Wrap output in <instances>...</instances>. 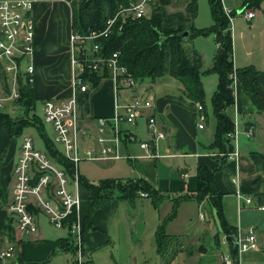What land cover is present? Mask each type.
<instances>
[{
	"label": "crops",
	"instance_id": "0c3cea01",
	"mask_svg": "<svg viewBox=\"0 0 264 264\" xmlns=\"http://www.w3.org/2000/svg\"><path fill=\"white\" fill-rule=\"evenodd\" d=\"M182 4L185 9V3ZM56 8L62 12L66 18L65 21H67V24L65 23V26H62V37L60 35L61 27L55 22L56 17L54 16L55 18L53 17V19L50 16L51 14L52 16L54 15L53 12ZM179 11L184 10L180 9ZM32 19H34L35 33L33 44L35 48L33 57L35 69L33 91L35 99L42 98L46 100L55 96L60 98L69 97L71 95V90H69L70 66L68 70L69 79L64 86L54 84L53 80H56L57 77L51 78L47 73L45 74L47 77L44 79L42 71H46L56 65L54 57H69V35L71 33L70 5L65 0H40L33 7ZM183 45L185 47V41ZM196 45H193V49L202 57L201 48H199L201 46L197 43ZM248 66H253L254 69L260 72L257 75L258 97L260 100L251 97L241 84L236 83L237 86L233 92L235 102L228 109L227 113L236 122V142L238 144L239 158L236 162L226 160V163L216 173L215 183L223 194L221 199L222 212L225 215L227 223L236 229L247 230L249 227H252L255 231L258 250L243 253L240 264H264V211H259L253 207L241 209L242 211L238 210V200L236 197L237 192L240 196L251 197L256 195V193H264V59L253 61ZM43 80L45 86L42 85ZM46 82L49 86L46 85ZM146 82L148 80L138 84L126 96L129 98L144 94L153 95L154 97L151 91L153 88L147 91ZM155 84L156 82L151 81L149 86L156 87ZM182 89V86L178 87L177 94L179 96L176 97V101L173 99V102L169 103L166 97L163 100L164 102H159L158 105L156 104V107L153 106L152 109L144 111L145 115H153L156 118L158 128L163 130L166 135L164 140L157 143V152L160 157L151 160L142 158L125 159L131 164L136 163L135 168L137 169V174H139L136 178H144L153 188L168 195L193 192L196 189L197 165L211 167L217 160L215 149L210 150L208 147L205 153L201 152L200 147L203 146L199 141L197 142L198 130H205V127L201 129L197 128L196 103L194 104L188 100L184 96ZM116 99H118V96L116 97L113 80L109 77L102 79L88 95V116L92 119H97V117L109 118L115 112ZM203 112H206L205 106ZM137 125L136 123L135 128ZM124 129H128L135 136L137 142L149 140V134L144 126L143 129L139 128L137 132L128 127H124ZM249 131L251 135L248 134ZM213 136L214 134L211 133L209 139L210 145ZM203 137L208 141L206 136ZM231 142L234 146V142ZM2 146L0 149V244L3 245L7 241L12 240L17 241L18 248L14 258L16 264H35L36 262H41V260H47L46 264H72L71 252L69 253L62 248V241L68 238L66 229H56L62 231L61 233L59 231L55 233L50 232V227L52 226L43 214H36L38 229L35 233L24 236L16 231V221L10 215L8 205L11 200L10 191L13 184L12 170L14 162L18 157L19 149L13 144L8 147L6 153V150H4L5 144L4 147ZM127 146L126 153L130 154V156L137 157L143 153L135 143L128 144ZM161 148L163 149L160 151ZM172 149L181 150L182 154H177L176 150L173 152ZM183 154L196 159L194 174L191 175L189 167L186 166L177 170V173L174 171L166 173L164 167L162 170L158 168L157 161L160 158H182ZM105 178L120 177L107 176L101 179ZM87 179L89 180V178ZM170 197L167 199L168 201ZM112 202L113 200L105 205L104 209H98L91 217L90 225L96 230L90 231L84 241V248L87 251L85 252V256L90 262L94 264H110L109 261L114 262V264H222L221 256L227 251V248L220 244V242L226 235L220 229L216 210L210 201L205 200L202 203H198V206H203L206 202H209L214 210L212 212H214L217 219L214 217L206 219L200 213L201 223L197 227V236H182L173 229L170 230V233L167 232L169 236L177 237V246L171 245L168 247L164 256L160 255L156 246V230L163 221L164 216L160 215V213L158 216H155L153 223L148 226L146 231L140 230L141 227L145 226V222L142 220L144 225L138 227V234L141 233L140 236L147 235L145 238L148 239V242L154 239V247L151 252L153 258L151 259L147 257L144 238L141 237V239L133 240L132 234L134 232H132L131 228L130 233L128 232V228L125 229L126 238L124 239L126 245H128V250L123 254L110 252V246L114 243L112 236H110L108 225L109 216L112 212ZM82 205V212H85L88 205L87 203H83ZM129 218L131 226H137L135 224V216L130 214ZM217 240L218 243H216ZM102 247L108 250L101 257H94L96 255L94 253H98L97 249ZM90 250L93 253L89 256L88 251ZM100 251L102 250L100 249ZM173 251L177 252L171 256Z\"/></svg>",
	"mask_w": 264,
	"mask_h": 264
},
{
	"label": "built area",
	"instance_id": "2783aa9c",
	"mask_svg": "<svg viewBox=\"0 0 264 264\" xmlns=\"http://www.w3.org/2000/svg\"><path fill=\"white\" fill-rule=\"evenodd\" d=\"M40 0H0V112H14L19 108L21 87L33 85L34 77V19L32 10ZM66 1V0H65ZM67 2V1H66ZM154 0H129L120 4L113 17L106 20L102 30L82 34L71 32L69 35V61L71 95L65 98H50L43 101V123L50 126L54 134L53 143L59 146L63 157L74 164V178L66 175L65 171L51 159L45 150L36 149L34 139L30 134H23L18 146L19 154L12 170L13 184L8 211L16 221V231L21 235L33 234L38 229L36 213L43 214L55 229H66L68 237L76 248L72 255V264H94L84 252L81 219V199L78 191V164L81 160L89 162L110 163L127 158L153 159L160 157L157 152L159 141L166 138L163 130L158 128L157 120L144 111L153 107V95L125 96L121 103L115 100V112L109 118L97 117L93 127L94 138L88 137L87 129L92 120L83 112L80 102L83 96L91 91L86 75L93 72L101 73L106 70L113 80L116 97L120 89L131 91L136 88L134 79L125 66L120 64L119 52L100 56L97 39L106 38L111 30H118L128 21L149 18ZM241 10L243 17L250 21L256 16L251 8ZM229 24L233 17L231 10L223 8ZM231 86H237L236 74L230 75ZM128 95V94H127ZM198 124L204 127L206 115L200 103L195 104ZM139 117H146L145 130L149 134L148 141H138L128 130L120 128V124L136 125ZM251 135V132H248ZM234 142L232 152L226 155L228 160L237 161L239 158L236 122L234 132L227 134ZM90 140L93 143L90 144ZM137 144L141 155L137 157L126 153L128 144ZM147 197V193L140 192ZM238 210L243 207H253L264 211V204H255L251 196H240L237 192ZM244 201V202H241ZM235 260L232 258L230 244L226 236L220 244L227 248L221 256L222 264H240L241 255L249 251H257L254 228L247 230L237 228ZM17 241H7L0 244V264H16Z\"/></svg>",
	"mask_w": 264,
	"mask_h": 264
},
{
	"label": "trees",
	"instance_id": "16d2710c",
	"mask_svg": "<svg viewBox=\"0 0 264 264\" xmlns=\"http://www.w3.org/2000/svg\"><path fill=\"white\" fill-rule=\"evenodd\" d=\"M70 5V32L86 34L91 30L99 31L105 26L108 18L113 17L120 4H126L129 0H66ZM149 18L137 19L125 23L120 31L118 26L111 30L106 38L97 39L100 47L97 53L107 57L114 52H119L120 64L126 67L135 80L142 82L146 79L152 80L162 78L165 75L176 80L181 86L184 96L192 103H200L204 110V91L201 83V75L204 73H215L218 76L217 89L210 96L212 113L215 117V132L209 149H215L217 160L211 167L197 165L196 167V189L193 192H183L175 197H170V201L177 206L180 201H193L202 203L208 200L214 205L219 226L223 234L235 235L237 229L227 223L222 212L223 194L216 186V173L222 168L228 159L225 154L233 151V143L227 134L234 132V120L229 115L228 109L233 106V89L230 85L229 76L235 71L237 82L253 98L258 97L257 75L259 71L253 66L233 67V41L228 19L223 13L221 0H208L213 23L207 28L192 27L193 19L196 17V0H189L184 11L169 13L167 7L174 0H154ZM263 0H243L242 7L258 8ZM234 14V13H233ZM184 31H189V38L196 36L206 37L214 35L217 44L213 54L212 66L207 71H201L202 57L196 50L187 51L183 45V40L176 36ZM109 77L106 70L100 74L93 72L86 75V80L90 83L91 91L98 83ZM21 98L18 102L19 108H23L25 113L36 108V99L33 85H24L20 89ZM90 91V92H91ZM89 92V93H90ZM85 94L80 101L83 104V112L88 114V95ZM204 113V112H203ZM0 126L5 127L8 133L19 135L23 128L35 127L41 137L43 147L48 156L54 160L66 173L74 178V164L66 160L60 149L48 138L44 123L37 117L28 119L26 116L21 119L11 118L9 113L0 112ZM7 153V146L4 149ZM133 165L136 166L134 162ZM78 191L81 205L87 203L85 212H82V239L83 244L90 231L96 229L91 226V217L100 208L113 200L111 211L117 207V199L133 203L140 192L147 193V198L155 205L162 200L168 199L169 195L161 193L144 178H105L99 179L96 183L91 182L85 176L77 173ZM120 192L119 196H114V192ZM255 204H264V193H256L252 196ZM83 206V205H82ZM173 211L168 217H172ZM37 214V212H35ZM168 218V219H170ZM156 233V246L160 255L164 256L167 248L177 246V237L169 236L166 231L158 226ZM61 242V241H60ZM218 243V240L217 242ZM62 248L67 252L75 254L76 248L70 237L62 241ZM86 252V249H84ZM173 251L171 256L176 254ZM171 259V258H170ZM47 260H41L35 264H46Z\"/></svg>",
	"mask_w": 264,
	"mask_h": 264
},
{
	"label": "rangeland",
	"instance_id": "374dc122",
	"mask_svg": "<svg viewBox=\"0 0 264 264\" xmlns=\"http://www.w3.org/2000/svg\"><path fill=\"white\" fill-rule=\"evenodd\" d=\"M177 1V2H176ZM189 2V0H174L173 4L170 8L167 9L169 13H174L179 11L180 9L184 10L183 4L185 5ZM243 0H221L222 7L225 9L231 10L233 12V20L232 23L228 26L231 30V36L233 41V67L234 69H237L238 67L241 68L243 66H248L253 61H259L260 59H264V0L261 2L258 8H251L253 11L256 12V16L251 19L250 21H247L243 15L241 14V10L245 9L242 7ZM197 3V9H196V17L193 19L192 27L194 28H207V26H210L213 23L212 15L210 13V7H209V1L208 0H196ZM248 9V8H247ZM52 14L50 15L52 18H55V22L58 23L61 27L60 29V35L62 37V26H65V23L67 24V21H65V17L62 14V12L59 11L58 8H56ZM59 19H58V18ZM53 18V19H54ZM69 24V22H68ZM58 36V34H57ZM196 41V42H195ZM196 43L201 46V55H202V68L201 71H207L213 63V51H216L217 44L214 40V35H207L206 37L202 36H196L193 37V39L186 40L185 41V48L187 51H191L193 49V45L197 46ZM200 55V54H199ZM54 61H56V65L50 67L49 69H45L46 71H42V76H44V79L47 77L45 74L47 73L48 76L51 78L57 77L56 80H53L54 84L57 86L63 85L68 81L69 75V57L63 56V57H54ZM201 83L203 85V93H204V106L206 108V112L204 113L206 115V120L203 122L204 129L205 130H198V138L197 142L199 141L200 144L205 147H200L201 152L205 153V150L209 147V139L210 134H214L215 132V117L212 113V106H211V100L210 96L212 93L217 89V83H218V76L215 73H204L201 75ZM70 80V79H69ZM145 85H147V91L153 88L151 91L154 94V102L153 106L156 107V104L164 102L163 100L166 99V97L169 100V103L176 101V97L179 96L177 94V89L181 85L171 78L170 76L165 75L162 78H156L152 79L151 81L156 82V87L149 86L151 81L149 79H146L144 81H147ZM142 81V82H144ZM142 82H137L136 86ZM44 80L42 81V85L45 86ZM46 85L49 86V84L46 82ZM64 89V88H62ZM130 91H126L124 89H120L117 93L119 103H121V99L129 94ZM50 98H56L50 97ZM44 99H36V108L34 110H30L27 113H25L24 109L22 108H16L14 112H11L7 110L6 113H9L11 118H18L21 119L22 117L26 116L28 119H32L33 117H37L39 120H42L43 118V111H42V103ZM153 108V107H152ZM198 118V115H197ZM88 125L87 133L88 137L90 139L94 138V133L92 132L93 127L96 125V119L87 120L86 121ZM137 127L136 125H128V124H120V128L123 129V127L131 128L133 131H138L139 128L143 129V126L145 127L146 119L144 117H139L137 119ZM45 125V124H44ZM45 131L48 135V138L53 141L54 134L52 133V129L50 126L45 125ZM23 134H30L34 139V144L36 149H42L45 150L43 147V143L41 140L40 135L38 134L35 127H26L23 128L19 135L10 134L8 133L7 128L0 126V149L2 147L7 146V149L10 145H13L17 148L20 144V139ZM203 136H206V141ZM93 143V140H90V144ZM57 148L61 149L59 146ZM163 148L160 149V151ZM173 152L176 150L177 154H182L181 150L178 149H172ZM164 153V152H161ZM184 155V154H183ZM196 159L193 157H189L188 155H184L182 158L175 157V158H160L157 161V165H159V169L162 170L164 167V170L166 173H170V171H174L177 173V170L181 169L182 167L186 166L189 167V173L194 174L195 172V161ZM78 172L80 175H84L87 178H89L90 181L93 183H96L99 179L103 177H120V178H132L136 179V177L139 176L137 174V169L135 168V165L129 163L127 160H119L115 162L110 163H104V162H89L85 160H81V162L78 164ZM160 170V172H161ZM120 192L115 191L114 196H119ZM177 194L169 195L171 197H175ZM117 199V207L112 210L108 225H109V233L110 236H112L114 243L112 246H110V252H114V254L120 253L123 254L126 250H128V245H126L125 239V229L128 228V232L130 233V228L132 232V238L135 239H141L144 238V245L146 246L145 249L147 251V257L149 259L153 258L151 256V252L153 250L154 245V239H151V241L148 242V239L145 238L147 235L140 236L138 234L139 229L138 227L144 225L141 227L140 230L146 231L148 226L153 223V219L155 216L163 215V221L161 222V227L166 231V233H170V230H175L176 233L182 236L189 235L191 236H197V227H199L201 220L199 215L200 213L206 217V219H209L211 217H214V211L212 205L209 202H206L203 206H198L197 203H193L190 201H180L178 205L176 206L174 202L168 201L167 199L162 200L159 204H157L155 207L151 201L148 198L144 197H136L134 200V203H129L128 201L119 200ZM244 202V201H241ZM175 206V212L174 215L170 218L168 217L170 213L173 211V207ZM104 209V207H102ZM102 208H100L102 210ZM247 208L243 207L242 209ZM242 211V210H241ZM238 212V211H237ZM240 212V211H239ZM133 214L136 218L135 224L137 226L132 227L131 221L129 218V215ZM170 218V219H168ZM217 219V218H215ZM144 220V222L142 221ZM60 233L62 231L56 230L53 227H50V232H57ZM139 247V246H138ZM100 249L102 251H100ZM104 249V250H103ZM99 250V251H98ZM105 247L97 249L98 253L94 257H101L104 252H106ZM87 252V251H86ZM108 252V251H107ZM93 253L92 250L88 251V254ZM226 253V252H225ZM246 253V252H245ZM87 254V255H88ZM93 254V255H94ZM243 255V254H242ZM241 255V259H242ZM110 264H114V262L109 261Z\"/></svg>",
	"mask_w": 264,
	"mask_h": 264
},
{
	"label": "water",
	"instance_id": "95a60500",
	"mask_svg": "<svg viewBox=\"0 0 264 264\" xmlns=\"http://www.w3.org/2000/svg\"><path fill=\"white\" fill-rule=\"evenodd\" d=\"M176 37L182 39L183 41H186L189 38V31H184V32L178 34ZM226 240L230 244L231 255H232V258L236 262L237 261L235 258L236 245H237L236 236L235 235H228V236H226Z\"/></svg>",
	"mask_w": 264,
	"mask_h": 264
},
{
	"label": "bare ground",
	"instance_id": "6f19581e",
	"mask_svg": "<svg viewBox=\"0 0 264 264\" xmlns=\"http://www.w3.org/2000/svg\"><path fill=\"white\" fill-rule=\"evenodd\" d=\"M232 16H233V13H232ZM228 22H229V21H228ZM233 73H235V74H236V72H235V71H234ZM233 73H232V74H233ZM232 74H231V75H232ZM229 79H230V76H229ZM230 81H231V80H230ZM236 82H237V77H236ZM230 85H232V84L230 83ZM231 87H232V86H231ZM232 89H233V92H234V88H233V87H232Z\"/></svg>",
	"mask_w": 264,
	"mask_h": 264
}]
</instances>
